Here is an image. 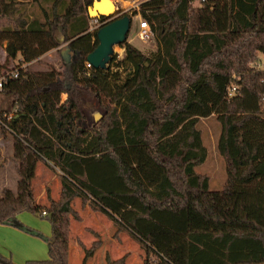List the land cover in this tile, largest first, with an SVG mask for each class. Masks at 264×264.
Listing matches in <instances>:
<instances>
[{"label": "trees", "instance_id": "1", "mask_svg": "<svg viewBox=\"0 0 264 264\" xmlns=\"http://www.w3.org/2000/svg\"><path fill=\"white\" fill-rule=\"evenodd\" d=\"M93 1L0 0L6 52L0 126L13 137L18 175L17 194L0 196V224L15 225L19 214L29 212L52 228L49 258L24 264H69L71 218L81 221L71 206L78 197L116 225L115 237L130 234L144 253L143 264H263L264 70L256 65L264 61V0H143L133 16L149 22L158 48L147 54L128 42V33L120 44L124 59L110 61L129 70L124 79L110 67H86L99 44V28L91 30L87 15ZM124 15L133 17L126 12L118 18ZM115 19L98 21L102 27ZM54 50L62 69L31 67ZM85 97L103 109L100 127H83ZM211 116L221 126L216 148L226 180L220 190L196 170L208 156L199 123ZM96 156L117 178L103 185L93 177L98 194L67 162ZM38 161L61 170L60 196L48 191L47 204L33 198ZM108 200L127 203L134 214L128 217ZM136 203L141 209H134ZM94 235L91 247L79 243L81 264L102 245ZM127 256H107L106 264H126ZM5 262L13 264L0 254Z\"/></svg>", "mask_w": 264, "mask_h": 264}, {"label": "rangeland", "instance_id": "2", "mask_svg": "<svg viewBox=\"0 0 264 264\" xmlns=\"http://www.w3.org/2000/svg\"><path fill=\"white\" fill-rule=\"evenodd\" d=\"M115 2L117 8H118V14L113 15L114 18H117L123 15L124 13H129L130 15L132 14L135 10H139V5L142 3L143 0H127L130 1V3H125L129 8L127 10H122L123 2L122 0H112ZM141 16H133L132 17V26L131 30L128 35V42L135 45L139 49H141L143 52L149 54L151 52H155L157 50V44H156V39L151 43H143L137 36L138 34V21L140 20ZM145 21V20H143ZM100 23H95L94 20L91 21V30L94 31L97 28H99ZM155 34V33H154ZM155 38V37H154ZM116 55V61H121L125 57V47H122L121 45H115L114 46V52L112 54V57ZM111 57V59H112ZM260 57L264 59V54H260ZM111 61V60H110ZM109 61V64L107 67H110L112 71L116 72L118 71L121 73L122 78L124 79L127 74L129 73V70H126L124 68H117L115 63H111ZM6 63V52L4 50V47L0 45V68L1 66ZM62 64L63 61L60 57V54L58 51L54 50L49 52L47 55H45L39 62L33 64L31 67L33 69H40V70H47L50 67H55L56 69H62ZM5 65V64H4ZM7 66H3L2 71L7 70V68H11L13 66V63H8L6 64ZM67 98L66 94L62 95V101H65ZM5 99L2 94H0V106L5 107ZM82 124L84 128L89 129L95 126H99V120L100 116L103 112V109L100 108L97 104V102L94 100V98L91 97H85L82 100ZM100 127V126H99ZM38 129V128H37ZM199 129L202 132L203 136V141L204 144L208 150V156L206 161L202 164L196 167V170L198 173L203 174V175H208L210 177V188L212 190H220L223 188L225 180H226V168H225V161L222 156L219 155L216 144L218 140V136L220 134V129L221 126L220 124L216 121L214 116H211L209 118H203L200 120L199 123ZM40 130V129H38ZM33 137L37 139L38 141L42 142L40 136L35 132L33 133ZM12 150H13V137L8 134V133H3L1 126H0V196L4 195H16L18 192V175L17 171L15 168V163L12 160ZM56 153V152H55ZM68 157V154H67ZM66 157V158H67ZM56 158V155H55ZM72 158L69 157L67 162H72ZM42 162V161H40ZM54 162V161H52ZM43 165L39 167L36 177H34L33 182H32V193H33V198L35 201L38 203L39 201V193L41 190H43L45 187V197H46V203H48V198H47V193L48 191L51 193L53 190H56V185H61L62 188V180L60 177L61 170L60 167L56 166H51L50 164H46L42 162ZM56 163V162H54ZM88 162L85 163V165H79V168H83L86 166ZM56 173V174H55ZM44 175H49L46 176L48 178H45ZM51 175V176H50ZM53 177L58 176V182H55L57 179H53ZM49 179V180H48ZM48 180V183L47 181ZM34 184V187H33ZM59 192V196H60ZM52 196V195H51ZM57 198L54 199H58ZM82 203V200H81ZM89 205V204H88ZM24 213V212H23ZM29 213V212H28ZM32 214V213H31ZM34 215V214H33ZM37 216V215H36ZM41 220H45L49 223L48 220L42 219L39 216H37ZM72 219V218H71ZM74 219V218H73ZM50 224V223H49ZM51 227V225H50ZM23 228L24 230L31 232L33 236H36L39 238V240H42V246L39 249L38 245L32 246L33 248L38 250V253H33L35 255H43V252L46 250V253L48 254L49 258V249H48V243L46 241V236H44L41 231L29 227L27 225H24ZM70 231H71V223H70ZM36 233H39L37 235ZM51 234H52V228H51ZM51 237V236H50ZM37 238V239H38ZM123 239L125 240V243L128 245V252L121 253L119 256L123 257L125 255H128V258H131L129 260L130 264H142L143 259H144V253L143 251L139 248V244L136 245V241L130 236L129 233L126 232L124 234ZM135 243V246L134 244ZM93 244V243H92ZM132 246V247H131ZM91 247V246H90ZM139 248V249H138ZM2 249V246H0V250ZM8 254H10V249H7ZM0 254L2 255V252L0 251ZM27 256H31L28 252L26 253ZM85 255L84 250L82 253H80L81 258L83 259ZM130 255V256H129ZM140 255V256H139ZM5 257V256H4ZM119 257V258H121ZM47 258V259H48ZM118 258V259H119ZM127 258V259H128ZM105 255L101 258V260L104 262ZM10 260V259H9ZM12 260V259H11ZM29 260H46V259H29ZM28 261V260H26ZM25 261V262H26ZM25 262L21 263L24 264ZM80 262V261H79ZM128 262V264H129ZM13 264H17L14 261H12ZM2 264V263H0Z\"/></svg>", "mask_w": 264, "mask_h": 264}, {"label": "crops", "instance_id": "3", "mask_svg": "<svg viewBox=\"0 0 264 264\" xmlns=\"http://www.w3.org/2000/svg\"><path fill=\"white\" fill-rule=\"evenodd\" d=\"M122 2V10H127L129 7L125 3H130V1L122 0ZM99 158L100 156H96L86 158L82 161L75 160V163L73 162V160L70 164L71 166L75 167L76 170L79 169L81 171L80 173L82 174V178L86 186L92 192L97 194L100 193L102 189L100 188L101 186L96 182V180H99L100 183L102 182L103 185L109 182L117 181V178L115 177V170L113 169V167L107 162L100 161ZM86 162H88V164L80 169L79 165H82V163L83 165H85ZM41 164L43 165V163L40 161L36 162L32 182L34 177H36V174H38L37 171ZM94 173L96 174V176H98V179L94 175L92 176V174ZM46 176L49 175H44L45 178H48ZM52 178L57 179L55 182H58V176L57 178L52 176ZM101 178L102 180H100ZM48 180H46L47 183ZM44 189L39 193L40 198L38 203L40 204H45L47 200L45 197ZM61 189V185H56V190H53V192H51L52 197L57 198L59 196V192H61ZM108 202L111 207L121 211L122 213L127 212L126 215L128 217L134 214V210L132 209V207H129V205H127V203L125 202L114 200H108ZM136 204L137 205L134 206V209H141L140 205L138 203ZM71 206L76 212L79 213L81 221H77L73 218L71 219L69 264L82 263L83 259L81 258L80 253H82L83 248L79 243H82L87 248H89L96 240L94 233L99 235L103 242L101 247L95 252L94 256L87 261V264H106L107 256H109L112 260H116L121 257L119 256L121 253H127L129 251L128 245L123 239V236L124 234H126V232H121L118 238L115 237L114 235L117 231V227L105 214L94 211L88 204L84 207L81 203V198L79 197L73 200ZM24 225L41 231V233L48 238L51 236V227L47 221L41 220L36 215L28 212L21 213L17 216L15 225L0 224V246H2V249L0 251L2 252V255L7 259H12L11 261H14L17 264H21L29 259H47L48 254L46 253V250L43 252V255L33 254L38 253V250L33 248L32 246L38 245V248L40 249L43 245L41 243L42 240H39L38 237L33 236L31 232L24 230L22 228ZM152 227L153 226L145 224H142L141 226V228L144 230H149ZM133 244L135 246V243ZM137 244L138 243L136 242V245ZM6 248L10 249L9 252H12L8 254ZM27 252L31 256H27ZM104 255L105 259L103 262L101 258ZM131 258L127 259L126 264H128Z\"/></svg>", "mask_w": 264, "mask_h": 264}, {"label": "water", "instance_id": "4", "mask_svg": "<svg viewBox=\"0 0 264 264\" xmlns=\"http://www.w3.org/2000/svg\"><path fill=\"white\" fill-rule=\"evenodd\" d=\"M118 14V8L112 0H94L87 7V15L91 20L103 17H114ZM122 15V14H121ZM132 18L124 15L116 18L111 23L99 27L97 38L98 46L87 57V62L96 68H106L114 52V46L123 43L131 29ZM6 263V262H5ZM9 264V263H6Z\"/></svg>", "mask_w": 264, "mask_h": 264}, {"label": "built area", "instance_id": "5", "mask_svg": "<svg viewBox=\"0 0 264 264\" xmlns=\"http://www.w3.org/2000/svg\"><path fill=\"white\" fill-rule=\"evenodd\" d=\"M206 1L207 0H198V4L202 5ZM143 20L144 19L140 18V20L138 21V25H137L138 26V34H137V36L143 43H149V42L152 43L155 40L154 31L152 30L151 25L149 24V22L147 20H145V21H143ZM94 22L95 23H100L98 21V19H95ZM101 24H99V27L101 26ZM86 67H87V69H91L92 68V64L89 63V62H86ZM256 67H257V69L264 70V61L263 62H258ZM12 73L16 74L15 71H13ZM4 79H5V77H0V92L2 91V88H3ZM235 90H236V87L232 85L229 88L228 95L229 96L233 95ZM13 116H14V112H11L9 114H5V117H6L7 121H10L13 118Z\"/></svg>", "mask_w": 264, "mask_h": 264}]
</instances>
